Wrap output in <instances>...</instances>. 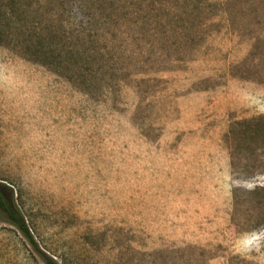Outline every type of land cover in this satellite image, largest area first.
<instances>
[{
  "label": "rangeland",
  "instance_id": "rangeland-1",
  "mask_svg": "<svg viewBox=\"0 0 264 264\" xmlns=\"http://www.w3.org/2000/svg\"><path fill=\"white\" fill-rule=\"evenodd\" d=\"M0 183L58 264H264V0H0Z\"/></svg>",
  "mask_w": 264,
  "mask_h": 264
},
{
  "label": "trees",
  "instance_id": "trees-1",
  "mask_svg": "<svg viewBox=\"0 0 264 264\" xmlns=\"http://www.w3.org/2000/svg\"><path fill=\"white\" fill-rule=\"evenodd\" d=\"M0 215L13 225L19 233L29 242V244L42 256L45 264H58L53 259L47 257L39 251L36 240L31 233L27 220L17 205L14 190L0 183Z\"/></svg>",
  "mask_w": 264,
  "mask_h": 264
}]
</instances>
